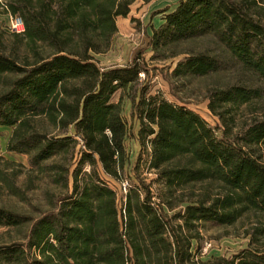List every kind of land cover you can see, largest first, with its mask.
Wrapping results in <instances>:
<instances>
[{"label": "trees", "instance_id": "obj_1", "mask_svg": "<svg viewBox=\"0 0 264 264\" xmlns=\"http://www.w3.org/2000/svg\"><path fill=\"white\" fill-rule=\"evenodd\" d=\"M135 1L0 0V10L24 25L22 33L0 29V127L14 129L7 151L28 156L33 169L74 153L71 169H64L71 182L57 180L63 178L67 192L52 210L34 219L0 207V228H28L22 242L0 245V264H264V118L236 135L224 121L220 133L196 112L143 89L133 110L138 140L150 149L147 169L157 177L150 184L141 177L140 155L133 167L137 183L127 178V201L119 209L108 179L122 180L130 158L127 123L113 97L150 68L142 53L131 65L109 69L95 55L109 50L118 18H127ZM156 14L162 23L150 36L154 52L213 36L264 84V0H179ZM222 69L216 56L189 53L174 74ZM261 95L234 86L217 93L210 109L246 105ZM42 120L53 133L38 129ZM204 183L219 185L216 198L205 195L176 214L166 212L175 210L178 191ZM249 214L258 221L246 231L247 248L231 258L196 260L201 223L230 227Z\"/></svg>", "mask_w": 264, "mask_h": 264}, {"label": "rangeland", "instance_id": "obj_2", "mask_svg": "<svg viewBox=\"0 0 264 264\" xmlns=\"http://www.w3.org/2000/svg\"><path fill=\"white\" fill-rule=\"evenodd\" d=\"M178 1L152 0L145 3L142 0H136L131 6L129 16L118 18V33L113 37L109 50L95 55L99 67L109 69L131 65L138 54L142 53L150 68L149 75H141L140 81L126 90L118 91L113 97V102L120 105L122 116L128 127L125 145L130 162L125 168V176L120 181L108 179L110 186L117 193L119 209L123 211L131 183L127 181V178L132 177L133 183H137L134 179L133 167L140 155H142L139 168L141 177L148 184L157 177L154 172L147 169L150 149L149 145L142 147L138 140L140 122L133 110V102L139 100L143 89H147L151 94L160 93L165 99L196 112L220 133L224 127V121L229 125L232 135H236L252 120L264 118L263 82L253 72L233 61L215 37L206 36L188 41L166 54L156 53L149 47L152 29L159 27L162 23V16L156 13L165 8H173ZM0 29L9 34L13 32L12 16L5 14L3 10H0ZM14 43L13 40L6 41L8 46H13ZM18 46L22 52L24 43L21 42ZM173 53L178 55L171 57ZM189 53H208L216 56L224 61V69L207 76L175 75L174 69L177 64ZM234 86L259 89L262 95L246 105L223 106L217 103L216 110L213 112L210 109V103L214 96ZM38 125V129L54 132L45 120L39 121ZM13 131L12 128L0 127V207L37 219L52 210L58 199L67 192L63 178L61 182L57 180L62 176L71 182V177L70 180L67 178L69 174L67 175L64 169H71L74 164V155H72L74 153L70 151L62 157L45 162L40 169H33L29 164L28 156L7 151ZM57 167H62L63 170ZM126 183V189H124ZM160 187L157 183L153 185L156 195ZM220 191L221 188L216 183L199 184L193 190L191 188L180 190L172 199L176 205L175 210L170 211L167 208L165 210L169 215L176 214L191 201L201 199L205 195L214 199ZM256 217L249 214L230 227L201 223L197 230L198 238L193 241L192 251L196 260L206 263L216 258H231L247 248L249 238L246 236V231H251L257 225ZM27 232V227L0 228V245L22 242Z\"/></svg>", "mask_w": 264, "mask_h": 264}, {"label": "built area", "instance_id": "obj_3", "mask_svg": "<svg viewBox=\"0 0 264 264\" xmlns=\"http://www.w3.org/2000/svg\"><path fill=\"white\" fill-rule=\"evenodd\" d=\"M12 29L13 32L22 33L24 31V25L20 18L18 17H12ZM126 184H124V189H126Z\"/></svg>", "mask_w": 264, "mask_h": 264}]
</instances>
